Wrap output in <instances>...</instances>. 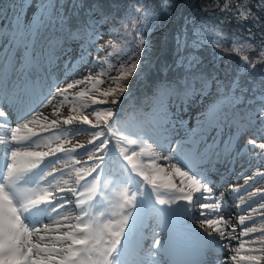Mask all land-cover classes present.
Returning <instances> with one entry per match:
<instances>
[{"label": "rangeland", "instance_id": "rangeland-1", "mask_svg": "<svg viewBox=\"0 0 264 264\" xmlns=\"http://www.w3.org/2000/svg\"><path fill=\"white\" fill-rule=\"evenodd\" d=\"M34 13L37 16L36 22L40 21V12L34 11ZM102 27L99 30L102 32H99V34L91 33L88 36L82 35L69 40L73 45L61 47L57 53L50 46L51 43L56 42L53 38L44 45L39 44L35 40L33 43H28L26 48L29 53L32 52V55H41L40 61L42 64L47 63H45V67L47 66L48 68V74L39 79L41 88L36 86L39 90L41 89L40 93H42L44 86L48 85L49 87H47L52 95L62 98L56 114L47 113V116H45L46 122L44 121L40 125L32 127L35 131L42 129L43 133H50L51 137L54 138L51 145H44L46 147L42 149V152H48L49 155L47 157L49 159L54 158L50 163L54 166V171L58 170L59 163L62 164L64 170L51 183L54 184L59 181L60 184L55 185V188L60 190V193L65 192V190L67 192V188L72 186L62 183L61 180L77 174L78 178L74 187H78V185L82 189L89 187L88 190L93 192L94 196H97V199L93 200L92 197L90 200L91 202L94 201L91 204V208L96 209V215L99 218L98 227L95 230L99 232V229H101V232L107 237V234L113 230L119 231L121 229L123 231L124 227L130 223L132 226V222L135 219L133 213L136 211L135 200L137 196L142 197L143 204L147 206L153 205L156 208L157 205H160L163 206L161 208L169 209L172 213L176 211L174 197L177 194H184L190 198H196L195 194L198 196H213V192H208L211 190L208 187H204L203 193H199L192 188L193 183L189 179L191 173L186 172V167H182V169L173 157L179 149H190L191 145L186 142L187 130L199 121L207 109L209 99L213 100L217 92L212 88L208 90L206 95L198 94L187 101L180 96H178L177 101L175 98L172 99L170 97L171 101H154L155 105L142 114L139 119L132 121L128 125L121 124V135L118 136L117 140L122 144L124 143L126 147L116 148L113 140L109 141V137H111L109 118L104 120V122L98 123L95 112L97 109L95 105L100 96V91L94 86L96 78L98 76L103 77L104 80L101 84L106 86L112 80L110 75L117 73L115 71L117 65H106L104 56L111 48L113 40L107 30L103 31L107 25L103 24ZM88 31L90 30H86L87 33ZM3 33L4 35L0 34V50H4L0 51V63L3 62V58L9 49L15 51V43L10 38L7 27ZM135 49L133 47L131 51ZM24 51L25 47L16 49V62L17 60H22ZM12 73L20 74V72H10L5 76V81H0V84H11L15 78V76H11ZM37 78L38 74L30 77V79ZM213 79L215 78L213 77ZM77 81L82 83L77 84ZM95 90L97 91L95 92ZM8 93H10L9 90ZM262 97L264 99V95ZM5 99L4 102L7 103ZM256 109L255 111L251 109L244 110V115L239 113L240 123H248L246 128L238 129L235 125H232L224 131V136L226 134L227 137H230L233 132L241 134L242 138L240 141L242 146L239 147L238 152L243 151L244 156L240 160L244 161L249 155H252L250 162H254L251 165L252 170L250 173L246 172L243 175L242 182L240 181L236 184L243 185L242 187L245 188L247 196L236 200L235 204L238 213L236 222H234V224L239 225L238 216L240 217L241 215L251 217L249 220L246 219L242 228L256 227L258 229L257 234L251 237V239L255 237V241H252L254 246L258 244L256 241L264 237V229H262L264 228V222L256 221L255 224L250 222L264 215V208L259 207L264 203V199L262 198L260 202L250 204L245 211L239 212V210L254 196L260 193H263L261 196H264V191L258 192L254 196H248V193L256 191L257 188L264 189V148L260 147V142L264 143V117L260 114L261 109ZM0 113H2L0 115L5 117L6 112L4 110ZM131 115H134V113ZM68 121L72 123L66 124ZM150 123H153V126H150ZM7 125L8 123L0 118V142L6 150L12 144L16 146L22 141L16 140L13 143L9 141L10 135L7 131ZM180 125H183L185 130L181 133L173 134L171 138L170 136L168 137V135H171L169 131ZM104 127L107 128V131L100 133V130L104 129ZM169 128L170 130H168ZM253 140L258 143H253ZM148 150L159 152L157 158L163 160H160L158 166L165 172L156 174L155 168L147 167L144 170L137 164V159L142 161L150 160L145 154ZM258 157L262 160H258ZM200 158H203V156L201 155ZM222 162L225 163L224 161ZM238 165H241V162ZM228 166L226 163L223 164L219 175ZM177 167H179V170H177ZM204 168L206 171L209 170L208 166ZM228 172L229 170L226 173ZM185 173H187V176ZM245 177H252V179L247 184H244ZM218 179L216 177L214 181L217 182ZM227 187L228 192L225 189L224 191L228 195L232 196L238 191L231 186ZM45 194H48L49 197V193H44L43 195ZM68 194L73 199V194H76V190L73 189L72 192L68 190ZM242 199L243 203L241 202ZM199 202L192 205L197 206ZM209 203L216 204L212 201ZM249 208L257 211L252 212L251 210L248 213L247 210ZM201 211L204 212L205 209H201ZM129 214L132 215L131 219ZM160 214L163 216L161 212ZM48 215H51V212H48ZM231 215L233 216V214ZM53 217L56 216L53 215ZM210 219L215 220L213 216L208 220ZM210 230L212 229L210 228ZM152 232L149 231V234ZM10 234L12 236L11 229ZM153 235L155 234L153 233ZM164 239L165 236L160 239L155 236L151 240L153 247L148 250L147 255L149 256L152 253V248H159L163 252L165 245L160 248L159 241ZM215 239H221V236L218 235ZM246 239L250 240L248 236H246ZM243 240L244 242L246 241L244 238ZM244 244L245 249L253 246L250 241H246ZM221 246L225 247L222 241ZM12 251L22 253L23 249L13 246L9 252ZM248 254L250 253L243 251L239 255ZM10 256L12 255L10 254ZM223 258L224 256L222 255ZM148 259L150 260L152 257L150 256ZM155 261L157 262V259ZM240 264H248V262L241 260Z\"/></svg>", "mask_w": 264, "mask_h": 264}, {"label": "trees", "instance_id": "trees-1", "mask_svg": "<svg viewBox=\"0 0 264 264\" xmlns=\"http://www.w3.org/2000/svg\"><path fill=\"white\" fill-rule=\"evenodd\" d=\"M13 2L0 0V20L5 17L12 20L8 10L15 11ZM96 2L102 9L99 13L73 8L69 0H48L49 9L55 5L53 18L47 19L45 13L46 20L37 23L35 38L46 44L55 36L58 44L51 46L58 49L67 40L76 38L71 32L80 31L78 37L89 32L99 34L102 25H107L103 31L110 33L113 42L104 57L106 65H117V73L110 75L112 80L106 86L101 84L103 77L96 78L94 86L100 96L95 112L98 123L109 118V141L113 140L116 148L126 147L117 140L121 124L139 119L155 105L154 101L178 98L174 88L184 78L185 71L177 62L189 53L199 57L196 71L210 79L214 77L220 89L241 97V103L236 106L238 113L264 107V0H172L170 11L164 10L163 0H88L89 5ZM225 4L241 12L247 6L248 11L240 17L235 11H225ZM140 7L147 10V16L138 10ZM56 15L68 18L67 28L57 23ZM99 16H108V22L100 24ZM94 17L96 22L90 24ZM6 27L7 24L0 31ZM217 33L222 37H217ZM142 36L146 38L143 45ZM178 38L184 42L183 48L178 45ZM213 40H218L221 47L212 43ZM133 47L136 49L131 51ZM244 57L255 67L245 62ZM133 64L137 68L129 75ZM189 83L199 90L202 82L190 80ZM214 90L217 94L213 100L209 99L207 108L220 97L217 88ZM104 131L106 127L100 133Z\"/></svg>", "mask_w": 264, "mask_h": 264}, {"label": "bare ground", "instance_id": "bare-ground-1", "mask_svg": "<svg viewBox=\"0 0 264 264\" xmlns=\"http://www.w3.org/2000/svg\"><path fill=\"white\" fill-rule=\"evenodd\" d=\"M47 6H48V4L46 5V7ZM38 22H40V21H38ZM100 32H102V31H100ZM88 35L89 34H87L85 36H88ZM69 40H71V39H69ZM69 40H67L68 43L65 44L64 46H66V45L72 46L73 45V43H71V41H69ZM30 54H31L32 60H33L32 64H31L32 68H35V66H36L37 68L41 69L42 72L40 73L39 71H37V73H33V71L31 70V66H30L27 68L28 74L30 75V77H32V75L38 74L37 79H40L42 77L41 75L48 74V71H47L48 68H47V66L45 67L46 62L44 64H42V62L40 61L41 55H39V54L38 55L37 54L32 55V52ZM42 54H43V56H45L44 53H42ZM0 57H1V53H0ZM17 62H18V60H17ZM11 76L12 77L15 76V78L18 77V75H16V73H12ZM15 78L13 80H15ZM33 80L34 79H31V83H33ZM232 81H231V83H232ZM47 86H44L42 93H39L38 102L30 110L26 111L25 113H22L21 115H14L13 111L9 110L7 108V106H6L7 103L4 102V99L6 97H9V101L13 102L16 98L17 93H14V94L11 92L8 93L9 88H11L10 84H5V85L2 84L1 85V87H0V111L5 110L7 112V118L5 120L9 121V123H10L8 125V134L10 135V141L11 142L16 141L15 139H13V131H12L15 127L22 126L23 124L31 121L32 119L37 118V123L29 125L30 127H35V126L40 125L44 121L46 122L45 116H47V113L48 114H56L57 113L59 105L62 102V98L60 96L52 95L48 89L49 86L48 87ZM233 88H235V87H233ZM5 95H7V96H5ZM241 113H242V115L245 114V112H241ZM14 124H16V125H14ZM66 124H70V123L67 122ZM150 126H153V123H150ZM230 126H232V125H230ZM39 130H41V129L36 130V132ZM168 130H170V128ZM184 130H185V127L183 125L175 126L174 129H171L169 131L171 133V135H168V137L170 136V138H171V136L173 134L181 133ZM56 136H55V138H56ZM230 137H231V142L233 144L232 151L227 156L223 155L222 153L219 156H217L215 153H213L212 157L214 158L215 162L213 165L209 164V166H208L209 170L208 171H205L204 169H202L203 161L200 159H198V164L200 165V167L198 169H195L192 167V161L194 159H196V156L198 157V155H193L189 151V149H184V150L179 149V150H177L176 155L173 157L176 160V162L179 163L181 168L187 167L188 172H190L191 174H193V176H195L197 179H199L203 185H205L206 187H210L212 189L211 190V192H213L212 200H214L216 202V205H219L218 207L215 208L213 213L215 215H220V217H223L227 221L226 224H220V226H219L224 231L221 232V231H216L215 229H213V231H215V234H218V233L220 234V236L222 237V239L220 241L224 242V244H225L224 246L226 247V248L224 247L220 250L221 253H224V256H225V258L221 259L220 264H236V262L233 261L231 259V257L234 255H237L236 249L239 248L240 243H242V242L245 243L246 241H250V244H252V241H255L254 240L255 237H253V239H251V237L254 236L255 234H257V233H250L248 235L250 240H247L246 236L241 235V233L243 232L242 226L244 224L243 225L234 224V222H236V215L238 213V210L236 208L235 203H236V200H239L242 197L246 198L247 194H245V188L242 187L232 196L228 195L224 191L225 186L226 187L227 186H231V187L236 186L237 182L242 181L243 175L246 172L250 173V171L252 170L251 165L254 164V162H250V157H252V155H249V157H247L244 161L240 160L241 157L244 156L243 151L238 152L239 147L242 146L241 141H240V139L242 138L241 134H239V132H233L230 135ZM224 138L225 139L228 138L226 134H225ZM53 141H54V138L51 137V134L45 132L43 135L36 137L35 139L30 140L26 144H23V145L18 144L17 146L11 145L9 148V152H8V154H9L8 158L10 159V164H9L7 170L9 171V173L15 172L10 168V165L13 163V159H12V155H11L12 152H14V151H20V152L42 151V149L44 147L51 145V143ZM44 145H46V146H44ZM145 154L147 157L150 158V160L142 161L141 159H139V160L137 159V164L142 169L144 168V170H145L147 167H153L156 169V174L165 172L161 167L158 166L160 160H163V159L157 158V156L159 155V152L148 150V151H146ZM222 156H223V161L225 163H228L230 165V167L231 166H233V167L231 168L229 173L223 172L221 175H219V172L222 169L221 166L223 165ZM198 158H200V157H198ZM258 160L261 161L262 159L260 157H258ZM240 162H241V165H238ZM63 170H64V168H63L62 164L59 163V168L57 171H55V174L53 175V177H56V175L59 174L60 172H62ZM216 177H219V179L215 183L214 178H216ZM77 178H78V175L74 174L65 180L66 184H69L70 186H72L68 189L69 192H72L74 185L77 182ZM6 182H7L8 188L16 196L19 204L24 206L25 202L28 203L31 200L32 195L30 193H23L22 187L18 186L15 182H13L11 178H8L6 180ZM88 188L89 187L82 189L81 187H79V189L83 191V194L85 192L87 195H93L94 193L91 192L90 190H88ZM192 188H194L199 193L204 192V188L197 189L194 184L192 185ZM49 191H50V195L55 196V200L53 201V204L56 205L58 203V201L60 200V197L58 196V190L55 187L50 186ZM262 194L263 193H260L259 195L254 196L251 200H249V202L242 209L239 210V212L245 211L249 207L250 204L260 202L262 198L264 199V196H261ZM176 197L180 198V202L178 201V204H180V205L182 203H183V205H186V204L190 205L193 203L197 204L199 200L204 198V197L203 198L199 197L197 194H196V199L194 198L193 200L188 198L187 196H185L183 194L175 195L174 198H176ZM71 201L72 200H70V198H69L68 202H70V203L67 204V206L70 209L73 208V204H74V202H71ZM204 201L208 202L209 200H204ZM40 207L41 206L38 205L37 209H40ZM135 207H136V211H135V213H133V217L135 219L137 218V224L138 225L142 224L144 226V228H143L144 232L147 230L153 231L151 234H149V241H148V244H150V246L152 247L153 244H152L151 240L155 236L158 239H160L162 236L164 237V235H162V234L167 233V231L169 229L168 221H167L163 211L160 210L161 207H163V206L157 205L156 208L153 205L147 206V205L143 204L142 197L137 196V198L135 200ZM197 208H200V207L198 206ZM224 208L226 209L225 211H224ZM177 210H179V209H177ZM251 210L252 209L249 208V210H247V212L249 213ZM63 211L64 210H60V213H63ZM195 211H197V209H194V213H195ZM160 212L163 214V216L160 214ZM194 213L191 214L192 218L196 219V220H194L195 224H191L193 226L192 227L193 230H199V231L203 232V234H204L203 237L208 239L210 233L205 232L203 227L201 226V223H202L201 219L203 217H205L206 215L201 213V212H198L197 215H195ZM231 214H233V216ZM71 215L72 214H70V216ZM15 216H16V214L12 213L9 210L5 211V212H4V210H3V212L1 210L0 211V222L5 223L6 218H15ZM34 216H35V214H33L32 212H28V213L25 212L24 213V211L22 210L20 213V216H18V217H20L21 220L28 219V221H24L23 223H21L22 227H21V225H18L17 223H13L11 225V228H13V226H14V231L17 233V239L12 241V243L15 246L26 249L29 246L34 245V232L31 230V226L29 224V222H30L29 220H32ZM70 216H67L66 220H71L72 218ZM49 218L50 217L46 213H40V216H39L40 220L41 219L47 220ZM129 218L131 219L132 215L129 214ZM181 218H182V213L180 212L178 217H174V219H175L174 223L175 224L180 223ZM199 218H201V219H199ZM206 218H207V216H206ZM238 220H239V216H238ZM256 221L264 222V215L254 219L250 223L255 224ZM11 222H14V219H12ZM250 223H247V224H250ZM154 227H155V229H154ZM25 229L27 230L26 232L24 231ZM187 229L191 230V228L189 226L187 227ZM153 233L155 235H153ZM229 233H232V235H229ZM141 235H142V237H140V240L143 241L142 239L145 238V235L143 236V233ZM170 235H172V231L170 232V234L166 235V237L163 241H161V240L159 241L160 242V244H159L160 248H162L164 245H167V247L169 246ZM243 238L246 240L245 242H244ZM47 240H49L48 237H43V242H48ZM220 241L218 240V242H220ZM256 242L258 244L255 246H254V244H252L253 246L251 248L258 249L261 246H263L260 243L261 240H258ZM89 245H90V243H89ZM99 245L101 246L102 249H104L106 247V245L103 242H101ZM160 254H161V250H157L156 248H152V254L150 256L152 257L153 260L157 259V261H158V255H160ZM242 261H244V260H242ZM146 264H151V263L146 262ZM154 264H165L164 257L160 260V262L154 263Z\"/></svg>", "mask_w": 264, "mask_h": 264}, {"label": "snow or ice", "instance_id": "snow-or-ice-1", "mask_svg": "<svg viewBox=\"0 0 264 264\" xmlns=\"http://www.w3.org/2000/svg\"><path fill=\"white\" fill-rule=\"evenodd\" d=\"M69 3L72 5L73 8H81L89 11V13H99L102 11L100 4L98 2L92 3L91 5L88 4V0H77V2H73V0H69ZM172 3V0H163L164 10L170 11L169 5ZM15 11L13 12L12 9L8 11L12 13V20L8 21L5 17L4 20H0V30H3L5 24H7V31L10 34V38L15 43V51L9 49L6 52L3 62L0 63V81H5V76L10 72H23L25 69L31 66L33 60L32 56L27 50L26 46L28 45V41H32L35 36L37 35V30L39 26L36 24L37 16L33 12L30 16L29 13L32 10L39 11L40 16L39 20L44 22L46 20L45 13H47V19H51L52 13L54 11L55 5H52L49 9L46 7L48 4V0H14L13 2ZM139 11L143 12L145 16H147V10L143 7L138 9ZM224 10L227 12L235 11L238 13V16L243 17L245 12L248 11L247 6H245V12H241L238 8H229L227 4L224 6ZM56 21L58 24L63 25L67 28L68 18L66 16H55ZM96 17L90 21V24L96 22ZM108 16H99L98 22L100 24L108 22ZM113 31L115 29L113 28ZM80 31L71 32L70 35L73 37H78ZM0 34H3V31H0ZM91 33L89 32V35ZM217 37H222L220 33H217ZM145 37H141L140 43L143 45L145 43ZM178 45L183 48L184 42L178 38ZM111 43V41H109ZM217 47H221V43L218 40H213ZM20 47H25V51L22 58V63L17 65L16 63V49ZM4 51V50H0ZM243 60L247 62L252 67H255L254 64L248 61L247 57H244ZM199 62V57L193 52L189 53L186 56H181L180 60L177 62L178 66H183L185 71V76L181 81L177 82L175 85V92L178 96L184 98L185 101L190 100L193 97L199 95H206L208 90L212 88H217V91L220 93L219 99L212 105H210L207 110L203 113L202 119L197 121L194 126L190 127L187 130V138L186 142L191 145L189 151L193 155H202L205 159H208L215 153L219 156L221 153L225 156L230 154L232 151L233 144L231 142V137L227 139L224 138V131L230 125H235L238 129H243L248 126V123H240V115L236 111V106L241 103V97L236 95L233 91H225L219 88V85L215 79L208 78L203 72L196 71V65ZM137 68L136 64L131 66V69L127 74H131V72L135 71ZM199 81L202 82L199 86V91L196 87L193 86L192 83L189 81ZM77 84L82 83L81 81H77ZM171 87V86H169ZM235 87V85H234ZM2 114V113H0ZM261 116H264V107L261 108L260 112ZM71 123V121H68ZM37 123V118L32 119L31 121L23 124L22 126L15 127L13 131V139L20 141L24 139H28L31 135L37 134L34 128L30 127V124ZM253 143H258L257 141L253 140ZM260 147L264 148V143L260 142ZM12 159L13 163L10 165V168L13 171H24L31 169L39 163L40 159L49 155L48 152L42 151H14L12 152ZM179 170V167H177ZM12 173L10 172V175ZM187 176V173H185ZM191 182L195 185L197 189H202L206 187L201 183L199 179L195 176L189 177ZM252 177H245L244 184H247ZM243 185H236L232 186L236 190H239L240 187ZM264 191L262 188H257L256 191H252L248 193V196H254L258 192ZM48 200V194L41 195L36 200L32 201L33 204H40L41 202ZM243 203V199L241 200ZM219 205L212 204L211 207L215 208ZM205 208L208 205H204ZM260 208H264V203H262ZM256 209H252V212H256ZM250 216H243L239 217V224H245L246 219L249 220ZM14 218H6V231H5V258H9V250L13 247L12 246V239L14 237L10 234L9 225L11 220ZM227 221L223 217H219L217 220H208L206 224L216 231H224L218 225L226 224ZM22 227V225H21ZM264 229V228H262ZM256 227H244L243 232L241 235L248 236L250 233L257 232ZM27 231L26 229L24 230ZM232 235V233H229ZM262 245H264V237L261 238ZM247 251L248 255L241 256L239 255L240 252ZM237 255L231 257L236 264H240L241 260L247 261L248 264H264V246L260 248H249L245 249V244L242 242L238 249H236ZM11 255L14 257L22 256L23 253L18 251H12ZM35 261V264H48V256L47 254H41L39 248L28 249V258L24 259L22 264H32V261Z\"/></svg>", "mask_w": 264, "mask_h": 264}, {"label": "clouds", "instance_id": "clouds-1", "mask_svg": "<svg viewBox=\"0 0 264 264\" xmlns=\"http://www.w3.org/2000/svg\"><path fill=\"white\" fill-rule=\"evenodd\" d=\"M33 193L36 196L40 197L42 195V193H48V189L47 188H43V189L37 188V189L33 190Z\"/></svg>", "mask_w": 264, "mask_h": 264}]
</instances>
